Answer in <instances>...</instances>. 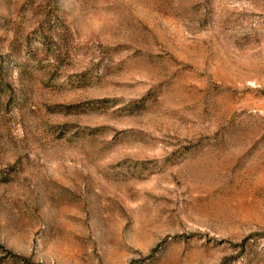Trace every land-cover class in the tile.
Instances as JSON below:
<instances>
[{
    "label": "rangeland",
    "instance_id": "374dc122",
    "mask_svg": "<svg viewBox=\"0 0 264 264\" xmlns=\"http://www.w3.org/2000/svg\"><path fill=\"white\" fill-rule=\"evenodd\" d=\"M0 264H264V0H0Z\"/></svg>",
    "mask_w": 264,
    "mask_h": 264
}]
</instances>
